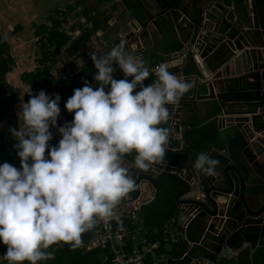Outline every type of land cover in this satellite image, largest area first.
Returning a JSON list of instances; mask_svg holds the SVG:
<instances>
[{
	"label": "water",
	"instance_id": "obj_1",
	"mask_svg": "<svg viewBox=\"0 0 264 264\" xmlns=\"http://www.w3.org/2000/svg\"><path fill=\"white\" fill-rule=\"evenodd\" d=\"M114 1L127 14L142 20L125 36L130 50L138 47L136 37L143 42L150 34L163 32L178 40L181 55L186 56L184 63L192 62L199 72L182 80L183 65H165V84L155 92L153 103L154 111L169 122L167 146H172V135L178 132V116H173L172 122L168 118L176 101V112L182 113L184 107L195 106L197 101L214 100L230 124L221 128L224 149L211 152L193 169L183 171L149 162L150 154L131 164L126 160L119 164L120 155L108 156L106 146L99 170L103 175L108 172L105 181L111 177L115 180L107 183L109 187L120 188L132 198L138 193L141 198L148 194L154 198L156 192L177 190L185 254L165 264H225L222 259L232 258L230 253L239 251L244 244L253 249L264 240V0ZM190 79L195 86H204L206 93L198 95L194 91L186 96L180 87L171 93L173 82L181 85ZM59 88L54 84L46 95V101L57 103L54 111L45 114L46 127L58 135L60 145L64 144L62 139L72 142L76 158L60 167L64 160L57 147L44 158L34 160L32 166L36 172L49 171L63 180L86 163L93 167L84 146L93 128L76 133V128L83 131L78 126L81 120L63 111ZM86 106L84 94L70 109L80 116ZM160 155L158 152L156 158H166ZM83 156L85 160L80 162ZM122 178L132 182L134 191L121 183ZM165 179L172 184L165 185Z\"/></svg>",
	"mask_w": 264,
	"mask_h": 264
},
{
	"label": "crops",
	"instance_id": "obj_2",
	"mask_svg": "<svg viewBox=\"0 0 264 264\" xmlns=\"http://www.w3.org/2000/svg\"><path fill=\"white\" fill-rule=\"evenodd\" d=\"M78 1L83 4L85 12L90 15L95 29L98 33H101V38L106 41L115 42L118 45L120 54L123 57H127L130 46L120 43L118 35L119 33L123 34L129 33L131 30L133 31L132 26L136 25L135 22L139 23L142 21L140 17L127 14L123 6L114 0ZM63 5H65L64 0H0L1 34L9 45L10 55L14 61L13 68L7 75V84L17 94L19 100V103L15 107V127H12L8 122L0 123V135H2L3 148L7 150L12 161L10 169L14 170L16 174L15 179L17 181L14 183V186L17 189L21 185V187L27 188L30 191L31 181L21 171L29 168L30 172H35L36 168L32 166L34 160L43 158L50 152H54L57 147L60 149V157L64 160L60 167L76 158L72 149V142L62 139V141L65 140L66 142L59 146L58 135L55 133L51 134V131L46 127L45 114L51 110L50 108L52 106H57V104L44 102L43 104H36L34 106L31 101L29 105L26 104L24 106V100H27L25 98L26 94L30 90V85L25 76L35 71L36 65L42 59L46 58L33 45L32 38L42 31L43 24L51 16L52 21L55 24L57 23L54 16H56L57 10ZM17 21H21L22 24H16ZM150 36L143 40L146 47L149 46L146 50L147 52L145 51L147 54H144V60L142 62L146 67L167 62L168 56L181 48L178 40H174L171 35L164 34L163 32H155L150 34ZM149 38H151V41ZM74 50L76 53V62L81 66V69L83 67L90 69V82L88 81L90 88L87 92L90 93V98L97 92V87L93 79L94 70L101 68L103 72L111 74L116 81L120 78V72L125 65L124 60H114L108 50L101 47L98 40L93 42L86 38L80 41ZM198 74L199 72L192 62L189 61L183 64L181 70L182 77H195ZM174 76L177 77V75ZM58 78L65 79L66 76L60 73ZM157 83L158 81L156 79L148 78L146 87L141 93L143 97L141 101H137L133 95L135 87L129 85L123 100V105L125 104L124 106L128 108V111L127 114L119 117L118 122L120 126L127 129L131 134L144 137L147 140L161 142L168 133L169 122L154 111V88ZM59 86V96L61 99L59 101L64 106V91L61 85ZM177 87L178 91L180 87L181 94L186 96H191L194 91H197L198 95L206 93V91H203L205 89L204 86L198 83L195 86L192 79L186 80L181 85L179 82H173L172 87L169 88L171 93ZM78 102L72 106H77ZM72 106H64L63 111L66 110L65 112L69 114L73 113L75 119L80 118L81 121L78 126L83 131L80 132L76 128V133L83 134L90 130L89 119L88 117V120L85 117L81 118L78 112L75 113V109H70ZM220 116H222V110H220L214 100L197 101L195 102V106L184 107L180 116V126L184 132L182 135L183 139L173 141L172 146L176 151L163 152L166 156L167 166L181 170L185 168L193 169L196 163L206 158L211 152L223 150L225 146L223 131L218 120ZM84 119L89 125L86 130L82 126ZM97 135L99 134H93L88 141ZM88 141L84 143L86 154ZM108 146L109 148L105 151L108 156L113 157L118 154V151L120 155L121 151L123 160L128 161L130 164L138 159L137 152L134 150L132 143L126 140L118 137L109 143ZM180 147L181 149L179 150ZM104 148L103 145V150ZM158 152L161 151L157 148L155 149L154 146L147 148V154L152 155L149 156L150 158L157 156ZM87 166L86 164L81 169ZM20 175L22 180L19 179ZM49 177L52 181L58 180L55 174H50ZM70 179L71 174L63 178V180H59L60 185L63 187L69 186L66 199L75 198L74 187L70 185ZM163 181L165 185L172 184L170 180L165 179ZM75 183L77 184V180ZM121 183L130 191H134V186L130 180L122 178ZM176 191V189H173L156 192L151 201L142 204L139 208V214L143 219L145 237L149 243L160 245L157 249V254L162 264L166 263V258H180L184 254L182 251L186 246L184 237L182 236L181 222L183 220L179 218L180 214H178L180 207L177 205L175 199ZM54 195L52 192L45 193L43 195L44 204L53 205ZM32 197L33 195L31 196V200ZM19 209L20 207L18 209L16 207L13 208V210ZM87 220L91 221L90 216H87ZM171 220L174 223L169 228V237H166L164 228L167 222ZM62 236L69 240L72 238V234L64 233ZM17 239L6 244L4 254L6 256L13 255L14 264H28L27 258L18 256L15 253L22 242V240ZM172 240H175L176 243H172ZM95 250L99 251L101 264H111L110 256L105 250ZM230 254L232 258L229 260L222 259L225 264H264V240H260L253 249H250L248 244H244L242 249ZM3 256H0V262H2ZM52 257L53 254L43 260Z\"/></svg>",
	"mask_w": 264,
	"mask_h": 264
},
{
	"label": "built area",
	"instance_id": "obj_3",
	"mask_svg": "<svg viewBox=\"0 0 264 264\" xmlns=\"http://www.w3.org/2000/svg\"><path fill=\"white\" fill-rule=\"evenodd\" d=\"M64 1L65 5L60 7L57 10L56 16H54L57 23L55 24L52 21L51 16L43 24L42 31L32 38L33 45L44 53L43 56H47V58L42 59L36 65L35 69L42 71L45 68H51L50 73L53 79H57L60 73L66 77H70L81 68L76 62L74 48L80 41L86 38L93 42L98 40L101 47L108 50L114 60H124L125 65L120 72L121 76L118 81L111 74L103 72L101 68L93 71V79L97 92L91 98L90 93H87L86 98V110L88 107L90 108L88 119L90 129L93 128L92 135H103L104 147L108 146L109 143L118 137L132 143L134 150L137 152L138 159L147 157V148L149 146L159 149L162 152L161 156L163 152L176 151L173 146L170 148L167 146L168 133L161 142L147 140L144 137L131 134L127 129L120 126L118 119L128 111V108L123 105V100L129 85L135 87L133 95L137 101H141L143 98L141 93L146 87L148 78L151 77L158 81L154 88L155 93L164 87L165 83L162 75L166 70L165 65L173 64L176 68H181L186 56L181 55V50H178L168 56L167 62L146 67L142 62L148 47H146L144 41L141 42L139 37H136L138 39V47L130 50L127 57H123L115 42L106 41L101 38V33H98L95 29L94 23L91 21L90 15L85 12L82 3L78 0ZM135 24L138 23L135 22ZM127 34L119 33L118 39L120 43L130 45L129 41L125 39ZM149 40L151 41V38ZM73 69L74 71H72ZM182 78L184 79V76L182 77L181 75L180 79ZM44 95H47V93L35 96L32 104L36 106V104L46 102V96ZM172 106V111L168 118L172 122L173 116H178L176 118L178 132L174 133L172 138L173 141H179L183 139L182 135L184 133L183 128L180 126L181 113L176 112L177 101ZM86 110L84 114L80 115L81 118L86 117ZM225 118V116L218 118L221 128H225L230 124L228 119ZM65 140L63 141L65 142ZM60 144L59 146H61ZM122 157L120 151L119 164L123 160ZM79 160L83 162L85 160L84 156ZM91 160L93 167L88 165L76 174L77 184L74 187L76 198L73 200L66 199L69 186L63 187L60 185L59 179L50 181L49 171L36 172V170L35 172H30L29 168L21 171L31 181L36 200L35 205L39 203L38 206H35L37 214L40 215L41 210L39 206L42 207L43 205L41 196L44 192H54L56 205L52 206V209L42 211L43 213L41 214L44 216L42 225L39 229L32 230L27 234L24 246H27L28 251H25L24 246L20 245L15 253L18 256H25L28 264H39L42 259L48 257L43 256L40 251L42 245L40 240L43 238L42 233H51L58 226L59 222L63 221H66L69 226H73L76 230L79 224L80 212L88 208L92 212L93 229L92 237L86 245L87 250H105L110 256L111 264H162L157 254V249L160 245L147 241L143 228V219L139 214L140 206L151 201L153 196L148 194L145 198H141L138 193L136 198H132L126 191L120 188L114 187L116 189H113L109 187L107 183H113L115 180L111 177L109 181H105L108 172L103 175L99 170L104 160L102 152L93 159L91 158ZM46 161L48 162L49 160L47 159ZM148 161L158 163L161 166H167L164 158L159 160L156 156H153ZM48 206L46 205V208ZM0 221L7 222V219L1 218ZM172 223L174 222L171 220L165 225L164 232L166 237H169L168 232ZM172 243H176V241L172 240ZM168 259L170 257L165 260L167 261ZM0 264H14V256L10 255L7 258H2Z\"/></svg>",
	"mask_w": 264,
	"mask_h": 264
},
{
	"label": "trees",
	"instance_id": "obj_4",
	"mask_svg": "<svg viewBox=\"0 0 264 264\" xmlns=\"http://www.w3.org/2000/svg\"><path fill=\"white\" fill-rule=\"evenodd\" d=\"M1 32L2 25L0 23V123L8 122L12 127H15V107L19 103V100L17 94L7 84V75L13 68L14 61L10 55L9 45ZM41 53L44 55L42 51ZM50 56L52 57V55ZM45 57L47 58V56ZM50 71L51 68H45L42 71L35 70L26 74L25 78L28 80L30 90L26 94L25 98L27 100H24L25 104L31 103L38 94L49 93L54 84H60L64 91V106L76 104L84 94L87 98V92L90 88V69L88 67L80 68V70L75 71L73 75L65 79H52ZM55 108V106H52L50 109L54 111ZM89 114L90 108L88 107L86 119L89 117ZM82 126L85 130L89 127L85 119ZM103 145V135L94 136L87 144V154L93 159L95 156L101 154ZM11 166L12 161L7 150L3 148L2 135H0V219H7V222L0 221V256L4 255L3 258L9 257L4 254L6 244L18 238L17 240H22L20 245L24 246L27 234L32 230L39 229L42 225L44 220V216L41 214L43 213L42 211L52 209V206L56 205L54 196L53 205L49 204L46 208L47 204L43 202L42 207L39 206L41 210H39L40 215L37 214L35 206H38L39 203L35 205L36 202L31 200V192L27 188L20 185V188L17 189L14 186L17 180L15 179L16 174L14 170L10 169ZM80 169L71 174L70 185L73 187L76 186V174ZM19 179L22 180L21 175ZM45 193L47 192H44L43 195ZM14 207L17 209L20 207V209L13 210ZM87 216H90L91 221L87 220ZM92 229V212L87 208L80 212L79 224L76 230L73 226H69L66 221H63L59 222L58 227L52 230L51 233H42L43 238L40 240L42 244L40 251L43 256L53 254V257L45 260L42 259L39 264H101L99 251H88L86 249V245L92 237ZM64 233L72 234V238L70 240L65 238L62 236ZM24 250L28 251L27 246H24ZM21 257L26 258L25 256Z\"/></svg>",
	"mask_w": 264,
	"mask_h": 264
},
{
	"label": "clouds",
	"instance_id": "obj_5",
	"mask_svg": "<svg viewBox=\"0 0 264 264\" xmlns=\"http://www.w3.org/2000/svg\"><path fill=\"white\" fill-rule=\"evenodd\" d=\"M50 92H51V90L49 91V93H47V94H50ZM59 100H61L60 99V96H59ZM32 102H33V100H32ZM46 102H50V101H46ZM53 103H55V104H57L56 102H54V101H52ZM60 102V101H59ZM27 105H29L30 103H26ZM56 107V106H55ZM51 111V110H50ZM49 111V112H50ZM74 173V172H73ZM31 187V189H30V191L32 192V194H31V196L33 195V197H32V200L33 201H35L36 202V200H35V198H34V193H33V189H32V185L30 186ZM50 192V191H49ZM52 193H54V192H52ZM55 196V195H54ZM41 200H42V202H43V195L41 196Z\"/></svg>",
	"mask_w": 264,
	"mask_h": 264
},
{
	"label": "rangeland",
	"instance_id": "obj_6",
	"mask_svg": "<svg viewBox=\"0 0 264 264\" xmlns=\"http://www.w3.org/2000/svg\"><path fill=\"white\" fill-rule=\"evenodd\" d=\"M51 2V1H50ZM16 24H22V22L21 21H17L16 22ZM89 94V93H88ZM44 96H46V95H44ZM24 106H26V104H24ZM36 110V109H35ZM25 178V177H24ZM50 181H52V180H50Z\"/></svg>",
	"mask_w": 264,
	"mask_h": 264
},
{
	"label": "bare ground",
	"instance_id": "obj_7",
	"mask_svg": "<svg viewBox=\"0 0 264 264\" xmlns=\"http://www.w3.org/2000/svg\"><path fill=\"white\" fill-rule=\"evenodd\" d=\"M151 37V36H150ZM145 42H146V40H145ZM151 44V43H150ZM148 46V45H147ZM149 47V46H148ZM148 49V48H147ZM147 52V51H146ZM145 54H147V53H145ZM148 56H149V54H148ZM150 59V58H149ZM150 78V77H149ZM144 101V100H143ZM125 105V104H124ZM67 107V106H66ZM127 114V113H126ZM138 114V113H137ZM139 117H140V115H139ZM75 159V158H74ZM73 161V160H72ZM80 169V168H79ZM78 170V169H77ZM58 227V226H57Z\"/></svg>",
	"mask_w": 264,
	"mask_h": 264
}]
</instances>
